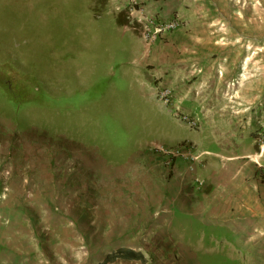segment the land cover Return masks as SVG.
<instances>
[{
	"label": "rangeland",
	"instance_id": "obj_1",
	"mask_svg": "<svg viewBox=\"0 0 264 264\" xmlns=\"http://www.w3.org/2000/svg\"><path fill=\"white\" fill-rule=\"evenodd\" d=\"M169 21L172 30L149 36ZM158 41L182 54L197 50L192 78H217L214 101L233 112L243 106L238 85L248 95L252 82H264V0H0V264H101L120 247L144 261L108 264H264V104L246 108L253 123L237 135L227 133L232 120L207 123L188 112L193 101L166 105L158 92L168 86L147 81L158 73L146 44ZM177 106L199 127L178 118ZM216 135L238 138L214 171L224 184L238 182L237 190L220 184L221 193L197 176L198 188L216 190L202 199L207 221L173 205L171 225L176 189L140 181L125 189L109 176L148 144L194 139L215 160ZM189 142L199 164L207 153ZM60 145L98 152L95 181H74V157L63 160ZM169 153L162 157L172 167L178 156Z\"/></svg>",
	"mask_w": 264,
	"mask_h": 264
},
{
	"label": "crops",
	"instance_id": "obj_2",
	"mask_svg": "<svg viewBox=\"0 0 264 264\" xmlns=\"http://www.w3.org/2000/svg\"><path fill=\"white\" fill-rule=\"evenodd\" d=\"M148 55L149 53H155L156 61L153 58L152 61L148 62L153 68L157 71V76L147 75V81L150 84L157 85H166L171 87L174 90L175 98L181 104L182 101H193L195 107L192 110L188 111L190 113L196 114L198 117L205 119L208 123V119H213L216 122L221 121L223 119L232 120V124L228 129L229 134H239V132L243 133L247 131L248 125L253 123V115L246 113V108H252L255 103H263L264 104V82L262 83L259 79L252 82L251 92L247 95L244 89V85H238V93L237 95L240 97V103L243 104L242 108H238L236 112H233L231 109L227 108L225 104H220L216 101L220 98V88L217 78L210 79V82L207 83L206 80L193 79L194 73L191 72V64L193 61L192 52H197V50L190 51L191 54H182L177 52L175 49L166 46L162 42L153 43L151 45L146 44ZM187 52V53H188ZM159 56L158 60L157 57ZM188 62V63H187ZM162 67L160 70L159 67ZM203 85V86H202ZM221 86V85H220ZM205 87H210L205 88ZM207 89V95L204 94V90ZM216 100V101H214ZM221 108V109H220ZM185 110V109H184ZM231 122V121H230ZM247 122V125H246ZM205 130V129H204ZM250 131V130H249ZM248 131V132H249ZM235 138V137H234ZM238 138L232 140L229 137H220L216 135L214 139V144L216 147L220 149V152L216 153V159L211 160L209 158V154L212 153L205 144L199 143L197 140H186L183 139L179 141L178 145L170 146L175 147L174 149L180 148L178 152L177 158L173 159L172 167L169 161H164V153L170 148L169 146H155L152 144H148L141 148V151L135 156V158L127 164V167H120L121 165H117L114 167L112 173H109V176L114 177L113 180L115 183H120L121 185H125V189L130 187V183L139 182L146 183V188L149 187L157 188V191L163 190L172 191L173 188L176 189L173 194L174 197L178 198V201L173 202L170 205V208L166 211H170L172 213L171 225L174 221V211L172 210V206L175 205L181 213H188L193 216L202 217L204 221H207L206 216V207L202 201V199H206V195L209 196L211 193L215 195L216 190L212 189V192H209L207 189L198 188L199 183L197 181V176L203 178L206 182L205 185L215 186L218 191L221 193L225 192V190L220 189L219 185L223 184L224 188L231 190L236 189V182L238 179H234L232 181H225V184L222 182V178L214 173L221 172L222 168L226 166L227 161H222L218 156H222V151L224 147L228 149L230 147L231 153L235 152L237 147L235 144L237 143ZM189 141H193L198 144V149L205 155L201 160L195 157L193 153V149L190 145ZM255 141V140H254ZM190 145V146H189ZM234 146V147H233ZM240 147V145H237ZM63 155V160L65 158L72 156L74 159V170L73 179L77 183H92L95 181L96 173H100L97 170L99 169V165L102 163L100 159V155L98 154V150L94 149L97 154L96 156L90 155L85 150H80L76 153L75 149L68 148L66 146L60 145ZM232 147V148H231ZM164 152V153H163ZM206 152V153H205ZM161 153V154H160ZM225 154L227 160L233 159L235 156H231L232 154ZM167 155V154H166ZM163 156V157H162ZM79 167H85L89 170L90 173H82L78 171ZM129 167V173L125 175V169ZM124 169V170H123ZM107 172L105 171L104 174ZM102 174V173H101ZM220 174V173H219ZM107 176V175H106ZM110 180V179H109ZM204 182V183H205ZM204 185V187H205ZM233 185V186H232ZM199 189V190H198ZM166 194L165 196H161L163 199L169 197L170 195ZM205 192V193H204ZM230 193V192H229ZM125 194V193H124ZM223 197H226V194H222ZM162 199V200H163ZM200 199V200H198ZM165 201V200H164ZM165 209L158 210L159 213L164 212ZM123 213V212H122Z\"/></svg>",
	"mask_w": 264,
	"mask_h": 264
},
{
	"label": "built area",
	"instance_id": "obj_3",
	"mask_svg": "<svg viewBox=\"0 0 264 264\" xmlns=\"http://www.w3.org/2000/svg\"><path fill=\"white\" fill-rule=\"evenodd\" d=\"M175 26L176 24L174 21H169L167 23L165 22L157 23L156 25H154L156 29L155 30L152 29L151 32L149 33V36H151L152 38H157L159 37V35L172 30ZM158 98L164 100L166 105H170V104L172 105L175 98L174 91L170 87H163L158 92ZM176 111H177L176 113L177 117L182 119L184 122H186L191 128L199 127V121L196 117L181 111L179 106H177ZM191 147L193 148L195 146H191ZM166 152H170L169 154L172 158H174V156L177 155V153L173 150H168Z\"/></svg>",
	"mask_w": 264,
	"mask_h": 264
},
{
	"label": "trees",
	"instance_id": "obj_4",
	"mask_svg": "<svg viewBox=\"0 0 264 264\" xmlns=\"http://www.w3.org/2000/svg\"><path fill=\"white\" fill-rule=\"evenodd\" d=\"M101 1V0H100ZM103 3H105V0H102ZM119 22L122 25H126L128 24V20H122L121 17L119 16ZM118 258H128V259H137V260H141L144 261V257L143 255L131 248H127V247H120L119 249H117V251L109 253L103 260V262L101 264H108L110 262H114L116 259Z\"/></svg>",
	"mask_w": 264,
	"mask_h": 264
}]
</instances>
